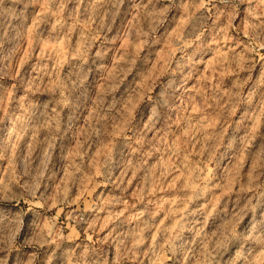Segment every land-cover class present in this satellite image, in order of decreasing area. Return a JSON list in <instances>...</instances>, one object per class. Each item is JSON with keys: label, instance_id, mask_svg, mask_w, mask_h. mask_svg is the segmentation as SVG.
<instances>
[{"label": "clouds", "instance_id": "clouds-1", "mask_svg": "<svg viewBox=\"0 0 264 264\" xmlns=\"http://www.w3.org/2000/svg\"><path fill=\"white\" fill-rule=\"evenodd\" d=\"M0 264H264V0H0Z\"/></svg>", "mask_w": 264, "mask_h": 264}]
</instances>
